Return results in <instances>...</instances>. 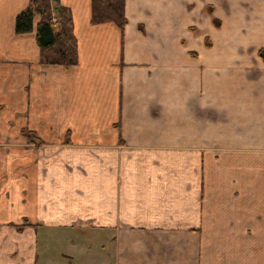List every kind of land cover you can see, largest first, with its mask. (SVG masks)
I'll use <instances>...</instances> for the list:
<instances>
[{"label": "crops", "instance_id": "crops-1", "mask_svg": "<svg viewBox=\"0 0 264 264\" xmlns=\"http://www.w3.org/2000/svg\"><path fill=\"white\" fill-rule=\"evenodd\" d=\"M28 1L0 0V264H264V0H124L123 30L50 0L69 67L15 33Z\"/></svg>", "mask_w": 264, "mask_h": 264}, {"label": "trees", "instance_id": "trees-1", "mask_svg": "<svg viewBox=\"0 0 264 264\" xmlns=\"http://www.w3.org/2000/svg\"><path fill=\"white\" fill-rule=\"evenodd\" d=\"M91 5V23L96 24L111 20L121 30L124 29L128 21L124 0H91ZM35 16H39L35 30L36 42L40 49L39 62L43 65H62L65 67L76 64L77 42L69 8L59 4H51L50 0H29L27 5L15 16V33L31 31ZM214 22L218 24L216 20ZM259 54L264 57L263 48L259 49ZM22 133L31 142L40 143L35 132L23 129Z\"/></svg>", "mask_w": 264, "mask_h": 264}, {"label": "rangeland", "instance_id": "rangeland-1", "mask_svg": "<svg viewBox=\"0 0 264 264\" xmlns=\"http://www.w3.org/2000/svg\"><path fill=\"white\" fill-rule=\"evenodd\" d=\"M52 233H43V232H39V239L40 240H45V239H52L53 235ZM62 233H58V235L60 236ZM64 234H67V233H64ZM63 234V235H64ZM58 235L56 234V238L58 237ZM58 244V243H57ZM61 247V246H60ZM60 247H58V245L56 244H52L50 246V248H48L47 252H46V256H44L43 253H39V258L42 259V257L44 259H47L46 260V263H43V261H39L37 264H66L68 263V260H65V261H62L60 262V259L59 258H53V257H57V254H58V251L60 250ZM62 248V247H61ZM55 259V260H53ZM87 263V262H86ZM86 263H83V264H86Z\"/></svg>", "mask_w": 264, "mask_h": 264}]
</instances>
